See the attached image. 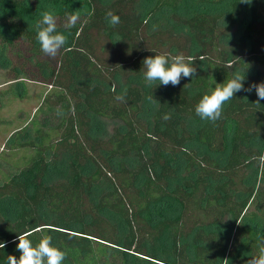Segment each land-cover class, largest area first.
Here are the masks:
<instances>
[{
	"label": "trees",
	"instance_id": "obj_1",
	"mask_svg": "<svg viewBox=\"0 0 264 264\" xmlns=\"http://www.w3.org/2000/svg\"><path fill=\"white\" fill-rule=\"evenodd\" d=\"M49 9L67 38L55 57L36 39ZM180 53L194 76L146 85V57ZM0 66L52 88L2 155L15 172L0 178V264L19 258L22 233L33 245L50 236L64 264H247L257 253L264 100L240 91L215 123L195 106L234 72L245 88L264 82V0H0Z\"/></svg>",
	"mask_w": 264,
	"mask_h": 264
},
{
	"label": "clouds",
	"instance_id": "obj_2",
	"mask_svg": "<svg viewBox=\"0 0 264 264\" xmlns=\"http://www.w3.org/2000/svg\"><path fill=\"white\" fill-rule=\"evenodd\" d=\"M241 3L250 4L251 0H240ZM41 19L36 22V39L40 45L41 52L49 57H55L59 51L67 44V38L64 34L57 31V16L49 9L41 13ZM110 26H116L120 23V17L111 11L107 13ZM80 19V13L73 12L68 14L64 23L65 28L74 27ZM144 80L147 86L151 87L154 82L159 81V85L177 86L181 78H189L196 74V68L193 66L191 57H185L183 53L169 56L167 54H155L148 56L143 60ZM245 75L234 72L230 79L224 83L216 84L215 88L208 94L202 96L197 105L195 112L202 120H208L213 123L218 121L223 114V106L234 98L235 94L240 91L256 92L258 100H264V82L251 84L248 88L244 87ZM186 86V85H185ZM125 94L116 96V99L125 102ZM152 99V97H149ZM164 120L170 119L165 114ZM31 233L19 234L16 245L20 255L17 259L13 255L8 256V264H64L66 253L52 245V238L44 236L40 241L33 245L28 238ZM258 251L248 259L247 264H264V235H258ZM6 247L5 242H0V249ZM224 264H229L227 259Z\"/></svg>",
	"mask_w": 264,
	"mask_h": 264
},
{
	"label": "rangeland",
	"instance_id": "obj_3",
	"mask_svg": "<svg viewBox=\"0 0 264 264\" xmlns=\"http://www.w3.org/2000/svg\"><path fill=\"white\" fill-rule=\"evenodd\" d=\"M51 91V86L37 81H11L0 66V178L9 177L15 172L12 165L2 159L4 153H11L7 151L8 142L18 131L31 128L35 119L40 117L39 109ZM9 157L16 159L17 155Z\"/></svg>",
	"mask_w": 264,
	"mask_h": 264
}]
</instances>
